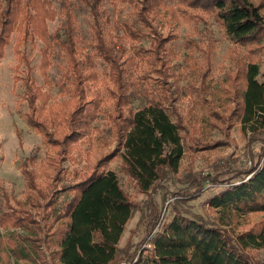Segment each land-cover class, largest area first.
I'll list each match as a JSON object with an SVG mask.
<instances>
[{
	"label": "trees",
	"instance_id": "trees-1",
	"mask_svg": "<svg viewBox=\"0 0 264 264\" xmlns=\"http://www.w3.org/2000/svg\"><path fill=\"white\" fill-rule=\"evenodd\" d=\"M82 1L92 16L93 48L108 65V75L116 87L111 114L116 145L92 167L75 171V180L65 187L71 196L60 207L57 205L59 189L46 191L36 182V172L30 164L21 163L26 186L32 192L27 202L18 201L17 207L0 210V227L23 228L31 234L22 235L13 230V237L6 242L16 258L10 261V255L3 250L4 259L0 264H30L18 260L24 258L36 264H121L131 261L136 254L135 264H264V260L252 253V250L264 248V163L259 164L258 160H251L248 166L225 170L229 173L227 185L206 200L216 211L217 222L208 221L187 206L208 183L220 181L222 172L213 169L193 173L185 186L169 192L174 196L173 215L155 230L161 218V205L154 198L155 193L169 191L165 182L170 174L178 172L186 149L196 150L203 142L192 134L194 125L184 123L179 116L176 120L170 118L163 94H152L139 108L129 106L130 94L123 77L120 53L115 43L106 41L103 35L104 0ZM161 1L138 0L135 3L138 20L148 28L153 62L162 61L160 52L171 39V36L161 35L153 24ZM178 1L212 15L228 37L246 50L248 60L236 58L234 69L227 72L233 85L231 106L221 114L213 113L224 120L228 128L238 122L247 143L252 144L264 132V71L260 74L259 65L252 57L264 51L263 1ZM55 16L48 0H0V58L4 56L11 34L17 31L14 48L21 58L24 56L20 47L24 42L38 39L43 43L41 68L46 74L52 43H57L65 58V87L73 100L72 110L63 118L62 128H55L47 116L40 113L42 106L37 104V100L45 103L44 92L33 78L26 77L28 110L25 119L45 143L59 147L58 154L64 155L71 143L85 134L96 116L95 98L86 92L96 74L91 56L78 48L73 15L66 10L63 32L50 34L47 21ZM208 56L207 63L210 62ZM164 83L168 89L165 99L172 101L170 83L167 80ZM213 146L204 145L205 148ZM115 155L120 157L121 165L139 191L147 196L138 223L143 226L142 238L134 244L130 234L121 252L117 243L138 204L122 189L116 172L104 167ZM59 173L60 170L56 176ZM28 205L43 210L40 219L33 216ZM251 212L263 217L237 230L238 218ZM22 241H27L29 246L23 247ZM145 241H149L151 247L140 250ZM19 247L23 250L19 251Z\"/></svg>",
	"mask_w": 264,
	"mask_h": 264
},
{
	"label": "rangeland",
	"instance_id": "rangeland-1",
	"mask_svg": "<svg viewBox=\"0 0 264 264\" xmlns=\"http://www.w3.org/2000/svg\"><path fill=\"white\" fill-rule=\"evenodd\" d=\"M48 1L56 12L55 18L47 21L49 33L63 32L65 11H70L76 26L78 48L92 58L96 79L90 81L86 92L88 96L95 98L96 116L85 134L72 142L70 150L64 155L58 154L59 147L43 141L41 134L25 119L28 110L25 78H33L44 92L45 103L37 100L38 106H42L40 113L47 116L55 128L61 129L63 118L68 116L73 107V100L65 87V58L57 43L53 42L50 64L46 68V74H43L40 53L43 43L38 39L24 42L20 47L24 56L21 58L14 48L17 31L13 32L5 46L4 56L0 58V210H6L9 206L17 207L18 201L27 202V197L32 192L27 188L20 169L23 161H27L35 170L39 186L46 191L59 189L57 205L60 207L71 196L65 187L75 180V171L82 172L92 167L116 145L111 117L116 101V87L108 75V65L93 48L92 16L89 9L82 0ZM137 1L102 2L103 35L106 41L115 43V48L120 53L123 77L130 94L128 104L136 109L143 106L152 94H163L170 118L176 120L179 116L184 123L194 125L192 134L203 142L196 150L186 149L178 172L170 174L165 182L169 191L155 193L154 198L161 205V218L155 229H160L161 222L168 221L173 215L171 204L174 196L169 192L185 186L193 173L213 169L222 172L220 181L216 184L208 183L201 193L188 201L187 206L215 223L217 213L208 206L206 200L227 185L229 173L225 170L248 166L251 160L264 163V142L261 141L264 139V132L249 145L238 122L228 128L227 123L213 113L228 111L233 85L227 72L234 69L236 58L248 60L249 56L240 44L228 37L220 22L212 15L190 8L178 0H162L153 17V24L161 35L171 36V39L160 52L162 61L153 62L148 28L142 26L136 15ZM262 1L264 15V0ZM129 29L137 34H131ZM207 56L210 58L209 63L206 62ZM252 57L258 63L261 74L264 71V51L256 52ZM156 68L161 69V72ZM165 80L170 83L172 101L165 99L168 94ZM206 143L214 146L205 148ZM104 167L116 172L122 189L138 204L117 243L121 252L130 234L134 244L142 238L143 226L138 223L144 212L147 196L139 191L129 177L118 155L113 156ZM58 170L60 173L56 176ZM28 207L33 216L40 219L43 210L32 205ZM261 217L263 216L256 212L247 213L238 218L237 230L247 228ZM13 230L22 235L31 234L23 228L0 227L1 261L4 259L3 250L10 255V261L16 258L6 242L13 237ZM17 242L20 244V241ZM22 242L23 247L29 246L27 241ZM21 250L22 247H19V251ZM252 253L257 259L264 260V248L252 250ZM18 260L36 264L27 258Z\"/></svg>",
	"mask_w": 264,
	"mask_h": 264
},
{
	"label": "built area",
	"instance_id": "built-area-1",
	"mask_svg": "<svg viewBox=\"0 0 264 264\" xmlns=\"http://www.w3.org/2000/svg\"><path fill=\"white\" fill-rule=\"evenodd\" d=\"M156 230V229H155ZM151 247V243L149 241H145L142 245L140 250H142L143 248H150ZM139 250V251H140ZM137 259V254L133 257V259L131 261H122L121 264H135V261Z\"/></svg>",
	"mask_w": 264,
	"mask_h": 264
}]
</instances>
